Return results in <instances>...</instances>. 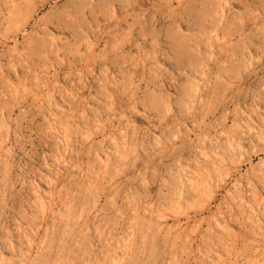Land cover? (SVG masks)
Here are the masks:
<instances>
[{"label":"rangeland","instance_id":"374dc122","mask_svg":"<svg viewBox=\"0 0 264 264\" xmlns=\"http://www.w3.org/2000/svg\"><path fill=\"white\" fill-rule=\"evenodd\" d=\"M238 263L264 264V0H0V264Z\"/></svg>","mask_w":264,"mask_h":264},{"label":"bare ground","instance_id":"6f19581e","mask_svg":"<svg viewBox=\"0 0 264 264\" xmlns=\"http://www.w3.org/2000/svg\"><path fill=\"white\" fill-rule=\"evenodd\" d=\"M15 4H16V3H15ZM19 4H20V2H19ZM14 8H15V7H14ZM61 128H63V127H61ZM86 130H87V129H86ZM65 132H66V131H65ZM65 132H64V133H65ZM64 133H63V135H65ZM67 133H68V132H67ZM88 134H90V133H88ZM64 138H66V140H68L66 135L64 136ZM124 142H125V141H124ZM65 143H66V141L64 140V144H65ZM66 146H67V145H66ZM66 146H63V147H66ZM67 147H68V146H67ZM65 150H66V149H65ZM125 151H126V150H123V152H125ZM126 152H127V151H126ZM126 152H125V153H126ZM117 153H119V151H117ZM119 156L122 157L121 154H119ZM204 156H205V155H204ZM218 156H219V153H218ZM216 157H217V156H216ZM220 157H221V156H220ZM122 158H123V157H122ZM204 158H205V157H204ZM208 158H209V156H208ZM218 158H219V157H218ZM222 159H223V158H221L220 160L222 161ZM212 161H213V160H212ZM103 162H104V161H103ZM57 163H58V162H57ZM64 163H65V162H64ZM219 163H220V162H219ZM211 164L213 165V167H215L214 164H216V163L213 162V163H211ZM220 165H221V164H220ZM103 168H104V167H103ZM206 168H207V167H206ZM223 168H224V166H223ZM187 170H188V169H187ZM193 171L195 172V170H193ZM203 171H204V170H203ZM206 171H207V170H206ZM215 171H216V170H215ZM184 172H185V171H184ZM196 172H197V171H196ZM204 172H205V171H204ZM198 173H200V172H198ZM205 173H206V172H205ZM207 173H208V172H207ZM186 174H187V173H186ZM194 174H195V173H194ZM196 175H197V174H196ZM198 175H199V174H198ZM204 175H205V174H204ZM208 175H209V174H208ZM188 176H189V175H188ZM191 176H192V175H191ZM201 176H202V175H201ZM197 177H199V176H197ZM199 178H201V177H199ZM196 179H197V178H196ZM207 179H209V178L207 177ZM191 180H192V179H191ZM202 180H203V179H202ZM217 180H218V179H217ZM195 181H196V180H195ZM219 181H220V179H219ZM190 182H191V181H190ZM192 182H193V180H192ZM192 182H191V183H192ZM200 183H201V182H200ZM94 184H95V182H94ZM195 184H196V182H195ZM193 185H194V183L191 185V188H192ZM193 187H194V186H193ZM196 187H197V185H196ZM200 187H202V186L200 185ZM92 188H93V187H92ZM193 191L195 192V190H193ZM198 191H199V190H198ZM195 193H196V192H195ZM198 193H199V192H198ZM50 197H51V196H50ZM53 197H54V196H53ZM40 199H42V198H40ZM57 200H58V199H56V201H57ZM42 201H43V200H42ZM54 201H55V200H54ZM54 201H53V202H54ZM54 205H55V204H54ZM68 205H69V204H68ZM64 206H65V205H64ZM41 207H45V206L43 205V206H41ZM65 207H66V206H65ZM49 208H50V207H49ZM67 208H68V206H67ZM42 209H43V208H42ZM249 209H251V208H249ZM47 210H48V208H47ZM80 210H81V209H80ZM251 210H252V209H251ZM52 212H53V211H52ZM252 212H253V210H252ZM62 213H63V212H62ZM117 213H118V212H117ZM133 213L135 214V212H133ZM39 215H40V214H39ZM64 216H65V215H64ZM135 217H136V216H135ZM249 218H250V217H249ZM72 219H73V218H72ZM160 219H162V218H160ZM157 224H158V223H157ZM160 225H161V224H160ZM162 225H163V223H162ZM158 231H159V230H158ZM245 237H246V236H245ZM161 238H162V236H161ZM163 238H164V237H163ZM163 238H162V239H163ZM174 238H175V237H174ZM249 238H250V237H249ZM157 239H159V237H158ZM251 240H252V239H251ZM52 241H53V240H52ZM157 241H158V240H157ZM248 241H249V240H248ZM252 243H253V241H252ZM123 244H124V243H123ZM174 244H175V243H174ZM176 245H177V244H176ZM176 245H174V247H175ZM124 246H126V244H124ZM230 246H231V245H230ZM177 247H178V246H177ZM232 247H233V246H232ZM232 247H231V248H232ZM121 248H122V247H121ZM229 248H230V247H229ZM231 248H230V249H231ZM181 249H182V248H181ZM230 249H229V250H230ZM234 249H235V248H234ZM123 250H124V249H123ZM255 250H256V249H255ZM182 252H183V251H182ZM226 252H227V251H226ZM229 252L231 253V251H229ZM254 252H255V251H254ZM256 252H257V251H256ZM234 253H235V252H234ZM237 253H238V252H237ZM235 254H236V253H235ZM186 255H188V254H186ZM227 255H228V254H227ZM252 255H254V253H253ZM232 256H235V255H232ZM240 258H241V257H240ZM249 259H250V258H249ZM233 260H234V259H233ZM252 260L255 262L256 259H255V260L252 259ZM257 260H258V259H257ZM257 260H256V261H257ZM122 261H123V260H122ZM253 261H252V263H253ZM232 262H233V261H232ZM246 262H247V261H246ZM248 262H249V261H248ZM241 263H242V262H241ZM238 264H239V263H238ZM250 264H251V263H250Z\"/></svg>","mask_w":264,"mask_h":264}]
</instances>
